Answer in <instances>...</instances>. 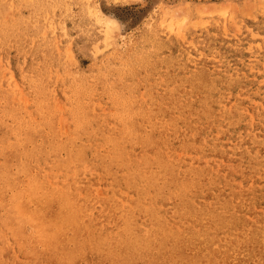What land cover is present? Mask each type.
<instances>
[{
    "label": "rangeland",
    "instance_id": "rangeland-1",
    "mask_svg": "<svg viewBox=\"0 0 264 264\" xmlns=\"http://www.w3.org/2000/svg\"><path fill=\"white\" fill-rule=\"evenodd\" d=\"M0 76V221L29 177L64 176L72 149L90 165L111 148L153 160L144 146L169 133V116H189L184 135L200 142L162 159L229 178L234 192L264 188V0H0ZM34 152L49 159L36 165ZM86 167L103 201L110 185ZM250 213L264 217V204Z\"/></svg>",
    "mask_w": 264,
    "mask_h": 264
},
{
    "label": "bare ground",
    "instance_id": "bare-ground-1",
    "mask_svg": "<svg viewBox=\"0 0 264 264\" xmlns=\"http://www.w3.org/2000/svg\"><path fill=\"white\" fill-rule=\"evenodd\" d=\"M191 120L166 117L169 133L152 134L144 146L156 151L153 160L135 162L124 148H111L106 156L93 153L90 165L87 151L75 148L60 167L64 176L29 177L0 221V264H264V217L250 218L251 209L264 204V188L234 192L229 178L211 177L175 157L161 158L164 148L190 152L200 142L197 131L192 138L184 135ZM47 159L39 152L34 161L43 165ZM86 166L99 170L110 185L103 201L83 177ZM201 196L207 205H200Z\"/></svg>",
    "mask_w": 264,
    "mask_h": 264
}]
</instances>
